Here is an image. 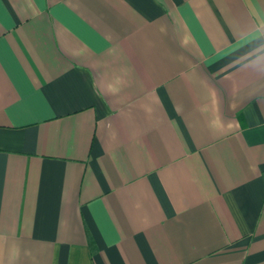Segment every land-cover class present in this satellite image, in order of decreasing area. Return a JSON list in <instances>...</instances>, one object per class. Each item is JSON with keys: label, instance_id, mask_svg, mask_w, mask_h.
Here are the masks:
<instances>
[{"label": "crops", "instance_id": "crops-1", "mask_svg": "<svg viewBox=\"0 0 264 264\" xmlns=\"http://www.w3.org/2000/svg\"><path fill=\"white\" fill-rule=\"evenodd\" d=\"M264 0H0V264H264Z\"/></svg>", "mask_w": 264, "mask_h": 264}, {"label": "clouds", "instance_id": "clouds-1", "mask_svg": "<svg viewBox=\"0 0 264 264\" xmlns=\"http://www.w3.org/2000/svg\"><path fill=\"white\" fill-rule=\"evenodd\" d=\"M238 79L236 92L250 99L264 101V52H259L244 63L237 64L231 73Z\"/></svg>", "mask_w": 264, "mask_h": 264}]
</instances>
